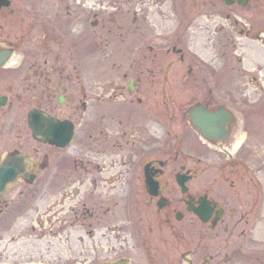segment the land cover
Here are the masks:
<instances>
[{"label": "flooded vegetation", "instance_id": "obj_1", "mask_svg": "<svg viewBox=\"0 0 264 264\" xmlns=\"http://www.w3.org/2000/svg\"><path fill=\"white\" fill-rule=\"evenodd\" d=\"M9 2L8 7L0 8V14L7 13L8 18H14L16 14L10 7L11 0ZM85 2L75 0L72 3L73 20L79 18L76 34L70 29L73 20L68 13L70 17L62 22V30L57 27L58 22L57 25L45 22L48 28L40 33L41 40L35 46L39 51L36 56L27 51L17 56L18 44L9 38L4 44L0 43V49H9L7 64L0 65V96L7 97V104L0 107V114L2 108L9 107L14 101L37 102L35 108L57 119L69 120L74 129L73 138L66 146L31 137L35 145L24 149L22 144L28 142L22 140L20 145L12 146L7 142V134L0 139V142L5 141L0 146V158L16 150L33 158L29 167L32 173L18 177V182L25 186L19 191L20 196L26 193L27 187L36 184L42 197H52L49 208L41 212V222L62 221L71 225L72 221L84 218L90 220L89 226L94 223L108 229L122 226L117 214L126 199L128 205L132 204L130 206L145 218L135 230L137 233L127 255L105 262L123 258L129 264H264L263 239L253 237L254 225L250 222V215L256 214L259 208L248 206L246 199L239 196L244 182L237 171L246 168V160H242L244 155L222 148L234 133L235 113L210 94L214 92L212 87L217 86L214 84L190 104H185L180 96L170 94L188 87L202 89L216 80L198 78L197 74L189 77L197 71L194 68L197 65H187L194 58L183 48L185 44L180 41L184 37L180 35L165 37V50L158 48L161 50L158 59L172 55V59L173 56L176 59L175 65L168 62L164 68L158 66L156 52L148 57L153 65H143L139 61L140 44L136 43L140 35L137 18L131 19L134 24L131 31L125 30L124 22L117 17H105L95 23L90 12L89 15L84 13ZM190 2L191 9H196L197 4L196 15L224 17L231 21L234 34L261 38L260 32L250 35V26L245 27V24L250 21L252 10L260 8L261 11L264 0ZM221 8L228 13L224 14ZM23 21L28 22L27 17ZM79 23L83 24L82 28ZM126 27L130 28V24ZM127 35L131 36V41L125 43ZM59 48L70 52L76 48V57L82 56L87 61L80 66L81 60L77 62L74 58L75 63L60 65L59 56L55 54ZM154 49L157 50L149 45V51ZM108 50L127 51L128 58L124 63L114 64L116 68L112 75L106 69L101 70L106 72L103 73L105 78L93 80L90 55L93 51L104 53ZM210 70L212 72L213 68ZM81 79L85 81L84 95L77 99L75 87L76 84L81 86ZM18 81L21 84H17ZM32 86L37 87L33 90ZM159 86L166 88L161 89L157 98L156 87ZM198 102L210 109L222 104L234 116L223 142L208 140L207 143L221 146V150L214 152V157L207 163L204 155L209 150L187 113V108ZM47 103L51 106L47 107ZM81 126H84L82 137L78 136ZM245 132L246 141L248 134ZM242 145L243 142L238 148ZM31 176L34 181L29 184ZM81 184L87 187V199L82 205L88 206L78 217L73 206L79 192L77 187ZM116 184L119 185L117 193L104 202L101 191L114 189ZM13 188L0 194V214L10 207L9 194ZM66 205H71L72 209L68 210L77 219L61 215ZM47 212L50 215L44 218Z\"/></svg>", "mask_w": 264, "mask_h": 264}, {"label": "rangeland", "instance_id": "obj_2", "mask_svg": "<svg viewBox=\"0 0 264 264\" xmlns=\"http://www.w3.org/2000/svg\"><path fill=\"white\" fill-rule=\"evenodd\" d=\"M74 1L11 0L10 7L14 9L16 17L8 18L7 13L0 14V43L4 44L9 38L18 44L16 46L17 56L24 51L36 56L39 51L35 46H37V41L41 40L40 33L47 31L48 28L45 22L56 25L58 22L57 27L62 30V22L68 21V17H70L68 14L73 20L72 3ZM83 1H86V12L84 13L89 15L90 12L91 19L95 23L105 17L112 19L117 17L124 22V29L131 31L134 25L131 23V19L132 17L137 18L140 23V35L136 43L140 44L139 61L143 62V65L151 63L148 57L154 52L158 54L156 63L159 62L158 66L161 68H164L165 63L176 62L174 56L172 59V55L167 58L161 56L158 59L161 54V50L158 48L164 47L165 50L166 44L163 40L165 37L180 35L184 37L180 41L185 44V46L182 44L183 48L187 49L188 56L194 58L187 65L193 67L192 63L197 65L194 67L197 71L189 77L197 74L198 78L216 80L215 83L209 82L208 86H204L202 89L188 87V89L184 88V91L177 92L176 90L170 94H176L182 98V101H186L185 104H190L200 98L202 92L210 88L211 84H214L217 86L212 87L214 92L211 91L210 94L223 101L235 113L234 133L222 148L230 152L236 151L237 155H244L242 160L247 162L245 164L247 167L244 170L239 168L237 171V175L243 176L244 182L241 183L239 196L246 199L248 206L255 205L256 208H259L256 214L250 215V222L254 225L253 237L257 240L263 239L264 258V5L261 11L260 8L252 10L250 21L245 24V27L250 26V35L261 33V38L254 39L250 36L234 34L231 21L224 17L196 15L197 4H195L196 9H191L190 0H76L79 3ZM65 9L71 10L72 13L66 12ZM221 9L224 14L227 12L223 8ZM58 13L59 15H57ZM76 15L79 16V14ZM24 17H27L28 22L23 21ZM78 20L79 18L75 20L76 23L73 20L70 25V29L75 30L74 34L77 33ZM82 23H79L81 28L83 27ZM128 24H130V28L126 27ZM238 26L241 25L238 24ZM130 37L129 35L125 43L131 41ZM169 40L168 38L167 41ZM171 40L174 41V39ZM149 45L155 46L157 50L149 51ZM67 52L68 54H66ZM103 52L93 51L90 55L91 78L93 80L105 78L106 72H101V70L106 69L107 73L112 75L116 68L114 64L126 62L129 54L127 51L123 53L114 50ZM106 52L109 54H105ZM75 53L76 48L71 52L69 49L55 50V54L59 56L60 65L72 64L71 62L75 63L77 60H81L80 63L77 62L83 66L87 59H83L79 55L76 57ZM10 65L14 66L15 64ZM210 68H213L212 72ZM182 71L185 73V68ZM144 73L147 76V72ZM161 73L163 74V69L160 75ZM81 78L84 76L82 75ZM18 83L21 84L19 81ZM24 83L26 84V82ZM84 84L85 81L82 79L81 86L76 84L74 95L77 99L84 95ZM36 87L32 86L33 90ZM162 88L166 87H156L157 98ZM184 94L185 97L182 96ZM36 103L18 100L12 102L9 107L2 108L0 139L7 134V142L12 146L20 145L22 140L28 142L22 144L24 149L35 145L27 127L26 113ZM46 106H51V104L47 103ZM83 129L84 126H81L78 136L82 137ZM245 131L248 134L246 141L243 140ZM16 136L19 137L15 139ZM241 140H243L242 147L234 149ZM4 143L5 141L0 142V146ZM205 147L209 150L204 155L205 163L210 162L211 157H214V152L221 150V146L218 144L205 142ZM187 150L191 152L189 148ZM81 156H83V150H81ZM214 173L216 175V171ZM35 185L27 187L24 190L26 193L22 196L19 191L25 188L23 183L13 188L9 194L11 205L6 213L0 214V264H100L105 258L108 261L118 256L127 255L130 244L132 245L137 233L135 230L140 228V224L143 222L141 220L145 216L135 211L136 209L130 206L132 204L128 205L126 199L117 214L121 218L119 219L121 227L108 229L105 226H95L93 221H91L93 225L89 226L90 220L84 218L72 221L71 225L62 221L52 224L40 220L41 212L45 208H49L52 197L49 195L42 197L37 192ZM118 187L119 185L116 184L114 189H108L106 192L101 191L103 201L105 202L117 193ZM77 189L79 192L74 197L76 205L73 206V210L77 213L76 216L80 217L88 206V204L82 205L87 199L86 184H81ZM68 209H72L71 205H66L62 209L61 215L66 217L70 215L69 218L72 219L74 216ZM49 215L47 212L44 218ZM76 216L75 219H77ZM52 221L54 222L53 219Z\"/></svg>", "mask_w": 264, "mask_h": 264}, {"label": "water", "instance_id": "obj_3", "mask_svg": "<svg viewBox=\"0 0 264 264\" xmlns=\"http://www.w3.org/2000/svg\"><path fill=\"white\" fill-rule=\"evenodd\" d=\"M7 4V0H0V6ZM7 54H4L2 59H0V64L3 63ZM4 104L5 97H0V106ZM187 113L191 124L206 138H211L215 141L226 138L229 132V125L233 120L231 113L226 111L221 105L217 109L211 110L198 103L190 106L187 109ZM27 120L28 126L32 131V136L37 140L64 146L73 135L72 126L67 121H58L38 109H30L27 113ZM4 159H6V162L0 167V193L9 182L11 185H14L16 183V176L32 162L28 155L21 152H13L5 156ZM4 165L6 166L4 167ZM116 258H112V260ZM104 261H107L106 258ZM106 264L127 263L122 259Z\"/></svg>", "mask_w": 264, "mask_h": 264}, {"label": "bare ground", "instance_id": "obj_4", "mask_svg": "<svg viewBox=\"0 0 264 264\" xmlns=\"http://www.w3.org/2000/svg\"><path fill=\"white\" fill-rule=\"evenodd\" d=\"M264 72V71H263Z\"/></svg>", "mask_w": 264, "mask_h": 264}]
</instances>
